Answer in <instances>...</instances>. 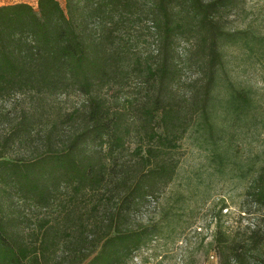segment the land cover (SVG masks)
<instances>
[{
	"label": "trees",
	"instance_id": "1",
	"mask_svg": "<svg viewBox=\"0 0 264 264\" xmlns=\"http://www.w3.org/2000/svg\"><path fill=\"white\" fill-rule=\"evenodd\" d=\"M237 1L0 6V264H126L162 229L129 222L174 183L184 138L253 206L242 228L214 234L217 264H264V153L241 151L264 131V103L230 79L220 48L264 60V35L224 29ZM181 43L199 72L188 97L175 92ZM130 80L140 93L118 109L108 92ZM71 94L83 100L69 109Z\"/></svg>",
	"mask_w": 264,
	"mask_h": 264
},
{
	"label": "rangeland",
	"instance_id": "2",
	"mask_svg": "<svg viewBox=\"0 0 264 264\" xmlns=\"http://www.w3.org/2000/svg\"><path fill=\"white\" fill-rule=\"evenodd\" d=\"M17 2L35 5L36 0H0V6ZM220 20L225 30L251 28L264 35V0H239L223 12ZM187 48L184 43L178 47L181 69L175 84L178 97H188L199 76L197 64L187 58ZM220 48L230 79L252 88L255 97L264 103V60L248 55L239 45L224 42ZM137 87V83L130 80L123 88L110 90L107 96L114 107L122 109L127 101L137 98L140 93ZM82 100V96L71 94L65 99V105L70 109ZM2 128L3 125L0 130ZM193 142L184 138L180 143L179 170L174 183L161 190L156 199H146L133 209L130 226L157 224L162 229L134 251L126 264H217L212 243L214 234L226 235L227 230L242 228L248 222L244 211H252L253 206L247 202L243 184L226 181V176L215 172L205 153ZM133 146L131 142L129 152ZM241 151L244 156L263 154L264 131L259 136L249 133L243 139ZM179 193L183 194V201H180ZM168 206L173 210L170 229L165 228L161 214V209Z\"/></svg>",
	"mask_w": 264,
	"mask_h": 264
}]
</instances>
